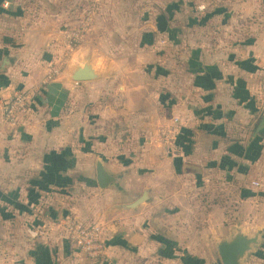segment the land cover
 Wrapping results in <instances>:
<instances>
[{
	"label": "crops",
	"instance_id": "0c3cea01",
	"mask_svg": "<svg viewBox=\"0 0 264 264\" xmlns=\"http://www.w3.org/2000/svg\"><path fill=\"white\" fill-rule=\"evenodd\" d=\"M199 6L206 10L199 13ZM0 12L2 17L9 14L2 7ZM183 17L182 24L178 21L172 24L177 29L173 32L182 29L186 50L181 57V67L173 65L166 73L167 120L162 122L165 126L161 128L172 126L176 140L166 144L158 130L157 138L171 151L168 157L174 159L171 161L178 176L186 178L182 186L186 190L194 189L197 181V188L205 199L213 195V203L217 205L238 196L242 201L257 205L260 211L257 224L239 222L226 236L216 238L217 250V241L229 237L237 225L250 235L264 231V102L258 94L264 75V0H197L196 7L184 11ZM7 26L0 27L7 33L15 29L23 34H19L20 37L6 35L8 43L0 44V51L9 52L0 55V102L10 98L18 87L42 86L52 69L50 65L61 63L63 70L74 49L66 33L56 31L54 26H42L43 29L35 25L25 29ZM5 59L9 64L2 69ZM63 72L41 93L39 101L44 104L40 109L44 112L39 109L35 130L15 129L4 124L0 113V205L7 206L6 213L0 212V236L7 239L10 259L6 264H90L76 253L66 231L57 223L66 216L77 218L73 204L69 209L72 214L62 212L63 207L58 204L64 200L60 193L64 185L69 186L67 190L78 187L71 174L78 173L79 165L71 163L67 170L59 157L62 152L68 157L65 149L56 142L46 147L44 142L56 139V134L46 135L37 127L41 119L44 123L58 119L69 91L77 90L80 85V88L88 86L85 83L73 86ZM175 120H178L176 124ZM69 151L72 159L78 156L74 146ZM49 154L52 157L48 158ZM99 160L95 162L96 177ZM102 163L117 182L107 189H99L110 191L120 184L128 191L126 178L114 176L113 170ZM114 166L120 171L126 168L125 165ZM63 171L69 172L70 185L65 184L67 178H58ZM252 182H259L260 187H253ZM152 183L130 204L148 191L149 200L143 208L156 210L167 202L184 205L172 201L176 192L167 191L169 182L164 185L152 179ZM116 213L120 222L103 227L110 264H129L133 260L135 264H155V260L157 264L174 263L168 254L171 245L160 246V236L168 239L174 235L173 219L185 223L184 207L175 215H153L149 220L151 228L140 219L142 212ZM163 224L171 228L165 226L167 230L162 231ZM262 240L264 242V236ZM255 254H251L245 264H250Z\"/></svg>",
	"mask_w": 264,
	"mask_h": 264
},
{
	"label": "rangeland",
	"instance_id": "374dc122",
	"mask_svg": "<svg viewBox=\"0 0 264 264\" xmlns=\"http://www.w3.org/2000/svg\"><path fill=\"white\" fill-rule=\"evenodd\" d=\"M5 3L9 4L7 8L3 7ZM196 4L197 0H0V8L9 11L4 17L0 12V26L4 24L5 28L6 25L7 28L18 26L20 29L32 25L41 29L42 26H54L56 31L68 34L84 30L82 41L78 44L72 42L74 49L66 59L67 64L55 78L62 76L64 71L65 78L74 86L76 82L70 79V69L87 61L99 74L97 80L83 82L88 86L80 88V85L77 90L69 91L57 120L44 123L41 119L37 126L46 135L56 134V139L44 142L46 147L56 142L65 149L68 157L64 152L60 153L61 156L58 154L63 165H79L78 173L71 174L78 187L67 190L69 186L64 185L60 191L63 206L58 204V207H63L62 212L72 214L69 209L73 204V213L79 220L96 222L102 228L108 223L113 226L120 222L119 213L113 211V207L130 205L142 194L143 188L152 186V179L164 185L169 182L167 191L176 192L172 201L184 205L167 202L156 210L143 208V205L134 214L142 212L143 218L140 219L151 228L149 220L153 215H175L180 207H184L185 223L173 219L174 235L168 239L160 236V246L171 245L167 253L173 264H217L220 257L215 239L226 236L239 222L257 224L260 212L257 205L242 201L238 196L233 201L217 205L213 203V195L205 199L197 188V181L194 189L186 190L182 187L186 178H180L173 169L172 158L168 157L171 151L161 145L156 135L157 130L160 134V129L165 126L162 122L167 120L166 73L173 65L181 67V57L186 50L182 43V29L173 32L177 29L172 24L175 25L176 21L182 24L184 11L196 7ZM2 31L3 27H0L2 45L9 41L6 35L20 37L19 34H23L15 29L13 33ZM0 52V55L9 54L7 49ZM172 59L174 63H171ZM39 87L42 86L18 87L10 98L2 99V122L9 125L3 118L4 103L20 92ZM43 104L38 99L26 115L10 126L35 130L36 116L38 112H44L40 109ZM73 146L78 150V156L74 155L72 159L69 150ZM97 158L113 170L114 176L126 178L129 192L120 184L116 185L117 190L114 187L110 191L99 189L95 170ZM114 165H125L126 168L123 167L122 172ZM64 177L67 178L65 184L70 185L69 172L58 175V178ZM136 190L141 191L136 193ZM46 191H49L48 187ZM6 209L5 204L0 205V212L6 213ZM165 226L171 228V225L163 224L162 231L167 230ZM6 241L0 236V264H6L10 259ZM262 247L251 256L250 264L253 261L264 264ZM87 261L90 264H110L108 255L102 262ZM129 264H135V261Z\"/></svg>",
	"mask_w": 264,
	"mask_h": 264
},
{
	"label": "built area",
	"instance_id": "2783aa9c",
	"mask_svg": "<svg viewBox=\"0 0 264 264\" xmlns=\"http://www.w3.org/2000/svg\"><path fill=\"white\" fill-rule=\"evenodd\" d=\"M8 3L3 5L8 7ZM199 13L204 12V6L197 8ZM84 28V27H82ZM67 35V40L72 44H78L84 37V30L75 31ZM61 73L60 66H53L50 69L42 87L23 91L15 95L2 106L4 122L9 125H15L21 116L26 115L35 102L41 97L43 89L49 86L55 77ZM258 94L262 102H264V75L260 81ZM178 120H175V124ZM172 126L160 130L161 136L164 137L165 143H173L176 139L173 136ZM252 186L259 188V182H252ZM57 223L63 227L67 233V239L71 245L77 249L87 260L104 261L108 255V248L103 236V228L98 223H86L76 217L66 216L59 218ZM42 232V231H40Z\"/></svg>",
	"mask_w": 264,
	"mask_h": 264
},
{
	"label": "water",
	"instance_id": "95a60500",
	"mask_svg": "<svg viewBox=\"0 0 264 264\" xmlns=\"http://www.w3.org/2000/svg\"><path fill=\"white\" fill-rule=\"evenodd\" d=\"M7 62V63H6ZM7 59L4 60L2 69L8 65ZM71 79L76 83L94 81L99 78L92 64L87 61L82 66H76L70 73ZM97 182L100 189H107L117 182L105 169L101 160L97 162ZM149 200V192L145 191L143 195L130 205L113 207V211H135L145 205ZM264 231L256 232L250 235L242 229L240 225L235 227V231L227 238L217 241V250L220 264H245L251 254H255L257 248L263 244L262 237Z\"/></svg>",
	"mask_w": 264,
	"mask_h": 264
},
{
	"label": "trees",
	"instance_id": "16d2710c",
	"mask_svg": "<svg viewBox=\"0 0 264 264\" xmlns=\"http://www.w3.org/2000/svg\"><path fill=\"white\" fill-rule=\"evenodd\" d=\"M22 207V206H21ZM19 209H20V207H19Z\"/></svg>",
	"mask_w": 264,
	"mask_h": 264
}]
</instances>
